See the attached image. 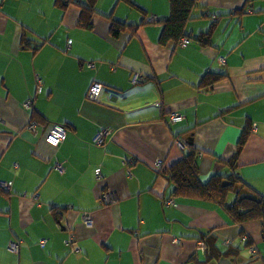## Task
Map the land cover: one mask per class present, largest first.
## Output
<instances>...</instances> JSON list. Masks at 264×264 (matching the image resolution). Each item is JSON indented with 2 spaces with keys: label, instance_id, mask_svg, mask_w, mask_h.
<instances>
[{
  "label": "crops",
  "instance_id": "obj_1",
  "mask_svg": "<svg viewBox=\"0 0 264 264\" xmlns=\"http://www.w3.org/2000/svg\"><path fill=\"white\" fill-rule=\"evenodd\" d=\"M198 1L183 48L159 43L168 0H134L143 12L99 0L88 28L75 2L0 0V184L11 182L0 187V264H193L209 229L241 247L213 264H264L260 222L245 225L252 258L223 207L173 196L159 172L194 148L202 181L227 173L251 122L238 171L264 194V0ZM212 20L202 43L194 36ZM114 22L133 26L115 31ZM209 71L227 77L204 87ZM135 73L143 80L133 84ZM93 82L103 85L99 101L86 96ZM173 111L183 119L171 121ZM54 123L67 130L58 146L45 139Z\"/></svg>",
  "mask_w": 264,
  "mask_h": 264
},
{
  "label": "trees",
  "instance_id": "obj_2",
  "mask_svg": "<svg viewBox=\"0 0 264 264\" xmlns=\"http://www.w3.org/2000/svg\"><path fill=\"white\" fill-rule=\"evenodd\" d=\"M122 1L141 12L144 11L134 0ZM168 1L169 16L160 21L162 23V30L159 43L163 46L169 43L179 44L183 37L191 39L192 35L187 30V24L195 18L194 10L202 7L198 0ZM71 2L81 5L78 25L84 28L90 27L93 16L97 13L99 0H85L84 2L76 0H55V3L61 7L67 6ZM244 13H246L244 8L238 11V14ZM153 16L151 18L154 21ZM123 26L130 27L133 25L114 22L112 29L118 31ZM216 26L217 21L212 20L211 26L206 32H201L198 36L194 37L202 43L210 44ZM226 77L227 74L225 72L209 71L203 76L201 85L209 87L224 80ZM34 116L44 121L36 112H34ZM251 128L252 123L249 122L241 135L236 152L229 160H226V163L229 165V171L227 173L216 172L207 181H202L199 177V153L194 148L186 152L176 163L168 168L160 169L159 172L172 184L173 196H185L204 201H213L223 207L232 223L240 227V235L243 238L244 244L249 250L251 257L254 258L258 256L259 252L245 225L255 221L260 222L264 237V194L245 181L238 171L239 155L247 143ZM231 193H235V198L232 202H229ZM199 238L200 242L205 246V256L202 260L194 258L195 262L193 264H213L215 260L221 257L235 255L241 249L240 246H235L230 239L221 240L215 229L202 231Z\"/></svg>",
  "mask_w": 264,
  "mask_h": 264
},
{
  "label": "built area",
  "instance_id": "obj_3",
  "mask_svg": "<svg viewBox=\"0 0 264 264\" xmlns=\"http://www.w3.org/2000/svg\"><path fill=\"white\" fill-rule=\"evenodd\" d=\"M206 14H210V11H206ZM153 19L155 20L156 19V15L153 16ZM69 43L72 42L71 39H69L68 41ZM190 42V39L187 38V37H183L179 43V45L183 48H185L188 43ZM226 59L223 57L221 58L220 62L221 63H225ZM90 66H94L95 63H90L89 64ZM143 80L142 76L140 74H133L132 77H131V83L133 84H136V83H139ZM39 81L41 82V80L39 79ZM39 82V84H40ZM41 84L39 85V90L41 89L40 88ZM103 92V85L99 82H93L92 85L89 87L88 91H87V98L92 100V101H99L100 100V97H101V94ZM31 104V102L29 101L26 105L29 106ZM183 114H181L180 112H177V111H173L170 113V120L171 121H179L181 119H183ZM28 127L32 130H35V127H36V123L35 122H31ZM108 133L107 130H102L100 131L97 136H96V139L95 141L98 143V144H103L105 142V135ZM67 137V130H66V127L60 123H54L53 126L51 127V129L49 130L47 136H46V141L53 145V146H58L62 141L65 140V138ZM179 146H182V142H178ZM160 164V163H158ZM60 170L63 169V165H58L57 166ZM96 174L97 176H100L101 175V170L100 169H97L96 170ZM0 187L1 189H3L4 191H8L10 190L11 188V182H2L0 184ZM85 222L87 224H92L93 223V220L91 217H86L85 218ZM71 240V239H70ZM70 240H67V243L69 242L70 243ZM45 239H42L41 240V244L44 245L45 244ZM10 249L14 252H19L20 249H21V245L20 243L18 242H12L10 244Z\"/></svg>",
  "mask_w": 264,
  "mask_h": 264
},
{
  "label": "water",
  "instance_id": "obj_4",
  "mask_svg": "<svg viewBox=\"0 0 264 264\" xmlns=\"http://www.w3.org/2000/svg\"><path fill=\"white\" fill-rule=\"evenodd\" d=\"M115 96V95H114ZM111 100H115V97H113V95H111Z\"/></svg>",
  "mask_w": 264,
  "mask_h": 264
},
{
  "label": "rangeland",
  "instance_id": "obj_5",
  "mask_svg": "<svg viewBox=\"0 0 264 264\" xmlns=\"http://www.w3.org/2000/svg\"><path fill=\"white\" fill-rule=\"evenodd\" d=\"M124 3H125V2H124ZM127 5H128V4H127ZM131 8H132V7H131ZM131 8H130V9H131ZM135 11H139V10H135ZM110 12H111V11H110ZM15 242H17V241H15Z\"/></svg>",
  "mask_w": 264,
  "mask_h": 264
}]
</instances>
